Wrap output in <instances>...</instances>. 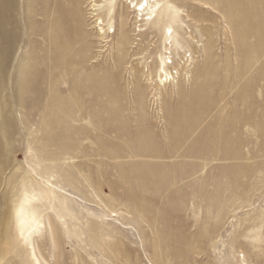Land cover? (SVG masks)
<instances>
[{"label": "rangeland", "instance_id": "obj_1", "mask_svg": "<svg viewBox=\"0 0 264 264\" xmlns=\"http://www.w3.org/2000/svg\"><path fill=\"white\" fill-rule=\"evenodd\" d=\"M140 2L0 0V264H264V0Z\"/></svg>", "mask_w": 264, "mask_h": 264}, {"label": "bare ground", "instance_id": "obj_2", "mask_svg": "<svg viewBox=\"0 0 264 264\" xmlns=\"http://www.w3.org/2000/svg\"><path fill=\"white\" fill-rule=\"evenodd\" d=\"M144 1V2H143ZM155 1L156 0H142V2H140L138 5H140L139 7H137V9L139 10V15H141V18H140V20H148V19H152V14H151V12H150V9H151V7H152V5L155 3ZM148 11V12H147ZM147 12V13H146ZM145 14H151L150 16H148V17H145L144 15ZM160 32H162V33H160L159 35H161V40L159 41V42H162V39L163 38H165V37H171V36H173L174 35V33H173V31L171 32V33H166L165 35H164V33H163V30L162 29H160ZM127 40V39H126ZM170 43L171 42H169L168 43V48H170L169 47V45H170ZM162 44H163V42H162Z\"/></svg>", "mask_w": 264, "mask_h": 264}]
</instances>
